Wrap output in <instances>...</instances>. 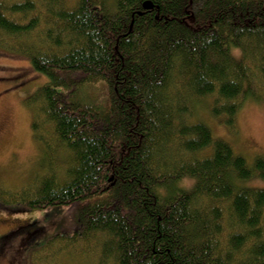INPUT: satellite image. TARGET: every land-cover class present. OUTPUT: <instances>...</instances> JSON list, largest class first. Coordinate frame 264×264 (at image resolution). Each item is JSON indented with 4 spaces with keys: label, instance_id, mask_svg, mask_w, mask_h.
Segmentation results:
<instances>
[{
    "label": "trees",
    "instance_id": "16d2710c",
    "mask_svg": "<svg viewBox=\"0 0 264 264\" xmlns=\"http://www.w3.org/2000/svg\"><path fill=\"white\" fill-rule=\"evenodd\" d=\"M107 1L0 0V47L47 78L33 133L55 157L0 204L51 209L56 240L96 238L99 264H264V187L250 184L264 157L249 163L197 115L234 129L264 100V0ZM100 83L106 104L88 95ZM45 230L29 219L0 241Z\"/></svg>",
    "mask_w": 264,
    "mask_h": 264
},
{
    "label": "rangeland",
    "instance_id": "374dc122",
    "mask_svg": "<svg viewBox=\"0 0 264 264\" xmlns=\"http://www.w3.org/2000/svg\"><path fill=\"white\" fill-rule=\"evenodd\" d=\"M109 3H113L112 0H108ZM46 81L47 78L36 73L29 59L21 53L0 47V188L7 186L10 189L14 184L25 181L36 182L49 161L53 160L54 154H48L46 147L35 139L32 123L36 103L31 95ZM106 93L102 83L88 91L92 99L101 98L103 104L107 103L104 100ZM238 113L234 129H227L222 120L215 118L207 108L198 109L197 115L211 127L214 136H221L232 143L236 151L243 153L252 163L255 158L264 157V100H246ZM67 155L58 152L60 160ZM179 184L188 190L194 187L195 181L187 177ZM250 184L264 187V183L258 180ZM50 210L11 214L0 204V237L12 233L29 219L42 220L47 229L46 239L40 238L36 243L27 245L26 235L0 241V264H99L101 250L97 248L99 242L96 238L89 244L80 239L79 247L70 249L65 248L66 242L56 240L55 222L45 220ZM66 210L62 217H65L67 225L65 230L71 235L76 212Z\"/></svg>",
    "mask_w": 264,
    "mask_h": 264
},
{
    "label": "water",
    "instance_id": "95a60500",
    "mask_svg": "<svg viewBox=\"0 0 264 264\" xmlns=\"http://www.w3.org/2000/svg\"><path fill=\"white\" fill-rule=\"evenodd\" d=\"M144 8L145 9H150V8H152V3L151 2H149V1H147L145 4H144Z\"/></svg>",
    "mask_w": 264,
    "mask_h": 264
},
{
    "label": "bare ground",
    "instance_id": "6f19581e",
    "mask_svg": "<svg viewBox=\"0 0 264 264\" xmlns=\"http://www.w3.org/2000/svg\"><path fill=\"white\" fill-rule=\"evenodd\" d=\"M145 4V3H144Z\"/></svg>",
    "mask_w": 264,
    "mask_h": 264
}]
</instances>
